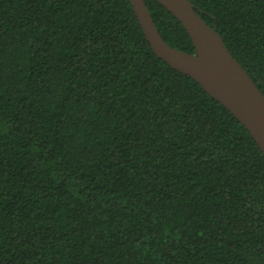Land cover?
I'll return each mask as SVG.
<instances>
[{
	"label": "trees",
	"instance_id": "obj_1",
	"mask_svg": "<svg viewBox=\"0 0 264 264\" xmlns=\"http://www.w3.org/2000/svg\"><path fill=\"white\" fill-rule=\"evenodd\" d=\"M188 1L264 95V0ZM0 264H264L260 148L130 0H0Z\"/></svg>",
	"mask_w": 264,
	"mask_h": 264
},
{
	"label": "water",
	"instance_id": "obj_2",
	"mask_svg": "<svg viewBox=\"0 0 264 264\" xmlns=\"http://www.w3.org/2000/svg\"><path fill=\"white\" fill-rule=\"evenodd\" d=\"M169 11L190 37L195 54L169 46L158 32L145 0H130L151 50L174 70L197 82L248 130L264 157V95L220 35L188 0H155Z\"/></svg>",
	"mask_w": 264,
	"mask_h": 264
}]
</instances>
